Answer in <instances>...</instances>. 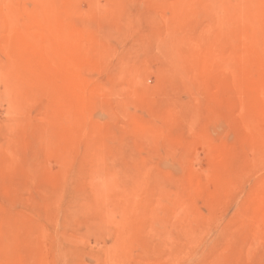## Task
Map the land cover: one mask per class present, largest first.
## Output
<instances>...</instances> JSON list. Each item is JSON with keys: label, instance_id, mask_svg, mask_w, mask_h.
<instances>
[{"label": "rangeland", "instance_id": "1", "mask_svg": "<svg viewBox=\"0 0 264 264\" xmlns=\"http://www.w3.org/2000/svg\"><path fill=\"white\" fill-rule=\"evenodd\" d=\"M0 264H264V0H0Z\"/></svg>", "mask_w": 264, "mask_h": 264}]
</instances>
